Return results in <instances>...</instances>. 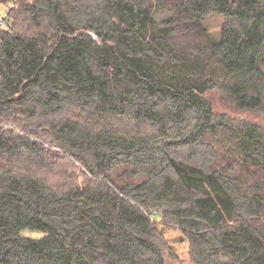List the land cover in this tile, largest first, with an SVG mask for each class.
Wrapping results in <instances>:
<instances>
[{
    "label": "trees",
    "instance_id": "16d2710c",
    "mask_svg": "<svg viewBox=\"0 0 264 264\" xmlns=\"http://www.w3.org/2000/svg\"><path fill=\"white\" fill-rule=\"evenodd\" d=\"M7 22L0 264H167L177 243L264 264L263 0H18Z\"/></svg>",
    "mask_w": 264,
    "mask_h": 264
},
{
    "label": "rangeland",
    "instance_id": "374dc122",
    "mask_svg": "<svg viewBox=\"0 0 264 264\" xmlns=\"http://www.w3.org/2000/svg\"><path fill=\"white\" fill-rule=\"evenodd\" d=\"M264 1V0H263ZM11 2H14V7L11 10L17 9L18 8V0H6V1H2L0 2V10H6L7 9V5ZM224 23V17L221 14H213L212 16H210L207 21L205 22V26L207 27V29L210 31L211 35L213 36L214 39L218 40L220 39V32L222 29V25ZM262 68L264 70V54H263V61H262ZM262 120V119H260ZM70 166L69 162H61L56 169H66ZM77 173L80 174L79 169H77ZM51 179H54V181L59 182L60 179H63L64 176L62 175H57L55 172L52 173H48L47 174ZM72 180H75V178H73ZM187 244L185 243H177L176 244V248H178V253L180 258L182 259V261H176L171 259L168 255L166 256V261L167 264H192L189 261L188 255H187Z\"/></svg>",
    "mask_w": 264,
    "mask_h": 264
},
{
    "label": "built area",
    "instance_id": "2783aa9c",
    "mask_svg": "<svg viewBox=\"0 0 264 264\" xmlns=\"http://www.w3.org/2000/svg\"><path fill=\"white\" fill-rule=\"evenodd\" d=\"M14 7V2H11L7 5L6 10H0V30L7 27V15L10 9Z\"/></svg>",
    "mask_w": 264,
    "mask_h": 264
}]
</instances>
